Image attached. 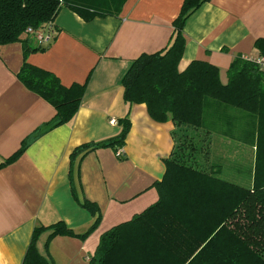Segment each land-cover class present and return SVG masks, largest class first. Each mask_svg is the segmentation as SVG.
<instances>
[{"label":"crops","instance_id":"0c3cea01","mask_svg":"<svg viewBox=\"0 0 264 264\" xmlns=\"http://www.w3.org/2000/svg\"><path fill=\"white\" fill-rule=\"evenodd\" d=\"M78 1L112 14L87 21L67 6L60 7L47 30L49 39L43 44L47 48L27 57L30 64L56 74L62 84L85 82L86 88L69 122L43 134L14 162L0 168V264H22L37 225L63 220L75 233L90 227L95 217L74 198L72 185L79 198L99 207L97 227L83 239L53 236L47 250L45 231L37 248L48 257V264H91L104 232L158 199L154 183L163 177L164 161L173 149V122H156L143 103H125L121 79L131 60L168 45L183 0ZM183 34L186 44L179 70L192 60L206 61L219 69L225 84L235 58L264 55V47L256 46L257 39L264 38V0L204 2L185 21ZM22 62L21 41L0 44V163L55 114L47 101L17 78ZM125 116L130 129L124 145L98 147L77 156L71 182L73 149L117 136L121 130L117 121ZM202 125L210 131V163L217 166L218 176L234 182L244 165L241 142L254 152L252 183L245 187L264 183V108L256 114L208 102Z\"/></svg>","mask_w":264,"mask_h":264},{"label":"trees","instance_id":"16d2710c","mask_svg":"<svg viewBox=\"0 0 264 264\" xmlns=\"http://www.w3.org/2000/svg\"><path fill=\"white\" fill-rule=\"evenodd\" d=\"M207 1L183 0L168 45L141 53L131 60L122 76L125 103L145 104L156 122L171 120L174 145L164 161L163 177L154 183L158 199L104 232L90 257L91 264H264V183L245 187L218 176L214 169L217 166L210 163V131L202 129L208 102L261 113L264 71L239 56L227 69L228 79L223 84L219 69L206 61L192 60L185 69L178 68L186 44L185 21ZM62 6L87 21L112 14L78 0H0V44L21 41L23 62L16 76L55 110L51 119L22 139L0 168L14 162L40 136L69 122L85 94V82L64 85L53 72L27 62L30 53L44 51L47 46L26 29L52 28ZM23 34L26 37L21 38ZM256 46L264 47V38L257 39ZM117 122L121 125L117 136L73 149L71 182L77 156L98 147L124 145L130 120L125 116ZM71 188L77 202L95 217L94 222L83 233H75L63 220L35 226L22 264H48V257L37 248V240L45 231L47 250L53 236L83 239L97 227L99 207L79 198L74 185Z\"/></svg>","mask_w":264,"mask_h":264},{"label":"rangeland","instance_id":"374dc122","mask_svg":"<svg viewBox=\"0 0 264 264\" xmlns=\"http://www.w3.org/2000/svg\"><path fill=\"white\" fill-rule=\"evenodd\" d=\"M240 144L241 146L245 147V151L240 153V158L244 162V165L241 166L240 173L234 177L235 179H233V181L236 184H240L242 186H250L252 183V173H250L252 171V168L250 165V159H251L252 153L254 152L252 151L251 148H249L246 145V143L242 144L240 142ZM223 177L227 178L224 175Z\"/></svg>","mask_w":264,"mask_h":264},{"label":"built area","instance_id":"2783aa9c","mask_svg":"<svg viewBox=\"0 0 264 264\" xmlns=\"http://www.w3.org/2000/svg\"><path fill=\"white\" fill-rule=\"evenodd\" d=\"M49 29V28H48ZM47 28L44 29H32L31 27H28L26 29V32L28 34H32L36 41L41 43L42 45L45 44L49 39V31ZM246 60L254 63L260 70L264 71V55H259L257 57H244ZM111 122H114V120H111ZM116 153L118 156L122 155V151L120 148L116 150Z\"/></svg>","mask_w":264,"mask_h":264}]
</instances>
